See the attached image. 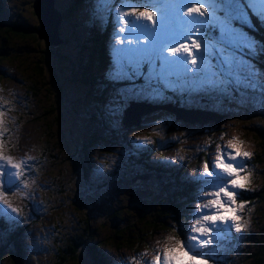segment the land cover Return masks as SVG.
I'll list each match as a JSON object with an SVG mask.
<instances>
[{
    "label": "rangeland",
    "instance_id": "1",
    "mask_svg": "<svg viewBox=\"0 0 264 264\" xmlns=\"http://www.w3.org/2000/svg\"><path fill=\"white\" fill-rule=\"evenodd\" d=\"M30 1L33 0H21L18 4L16 0H0V10H8L9 19L22 21L19 13H24L31 19L34 13ZM54 2V8H57L55 10L60 14V21L58 22V15L55 19L52 14H48L47 19L48 24L51 23L57 28V34L51 36L46 30L40 34L47 38L51 36L50 40L58 44L66 40L63 47L71 55L70 62L78 59L82 53V65L92 73L91 76L103 75L107 78L112 68V60H107L105 44L115 40L122 27L130 31L133 23H148L126 15L132 8L153 11L157 20L162 16L175 25L177 20L186 19L188 15H184L183 12L193 6L192 4H199L205 9V14L200 18L196 17L201 21L206 19L207 10L210 8L220 7L224 15L231 19L240 7L235 0H219L218 4L209 3V0H54ZM72 2L74 4L70 7ZM177 9L182 11L181 16ZM67 10L71 11L63 22L61 18ZM125 21L128 23H124ZM37 24L35 32L39 30V23ZM90 27L95 28L101 35L99 43L91 39L85 49H82L76 44V38L90 35L91 33H88ZM144 35L151 39V33ZM7 37V42L13 46L18 47L21 44L12 39V35L7 34ZM209 37L222 46L216 54L215 66L223 71L226 83L223 86H209L201 83L199 79L192 82L188 77H183L182 80L176 81V87L169 89L171 91L175 89L176 92L172 100L164 98L163 92L162 97L151 95L152 85L148 77L144 76L146 83L141 85L143 87L134 88V85H130L127 89L108 92L109 98L104 102L109 113L107 121L111 126H116L114 130L118 129V133L116 137L113 136V141L109 140L110 153L105 161H102L104 152L97 148L100 146L93 145L91 155H94L92 156L94 160L86 178H94L89 185L83 184L78 187L77 182L84 174L82 160L76 152L79 147L77 141L84 132L79 131L80 126L78 127L75 112L78 107L77 112L88 113L92 108L86 106L85 102L95 96L89 94L87 99L84 96L85 88L77 81L70 80L63 86L64 97L56 101L50 116L46 117L40 108L49 105V97L43 96L45 92L31 95L27 91L17 67L9 63L11 56L8 54L2 56L3 33L0 31V75L4 76L3 79L0 77V173H4L3 176L0 175V239L23 230L20 245L18 247L11 245L9 248L10 251H14V254H11L13 264H50L47 245L52 242V237L56 242V238L62 236L71 226L72 209H75L71 202L77 193V196H82L91 204L90 208H85L90 213L83 221L86 227L88 226L87 233L91 234L90 237H95L92 240L95 253L91 260L87 259L86 254L79 256V259L68 257L63 261L64 264H146L147 259L152 264L157 252L162 256L164 247L171 246L176 239L187 244L188 237L194 235V226L212 229L210 236L199 237L201 241L210 242L202 249L197 244V251L203 253L209 264H239L241 260H246V253L254 250L252 247L257 236L253 219L258 218L256 213L259 209L258 203L248 204L246 208L238 210L243 226V231L239 233L234 231L231 222L218 226L207 224L202 220V216L212 214V210L205 208L202 212H197L196 206L206 204L212 199L204 193L206 190L212 191L217 186L216 176H203L205 163H208L210 172L223 177V174L212 165L218 148L221 149L225 161L232 162L227 160L229 152L227 143L234 137L241 143L243 151L251 153L250 159H240L236 162L245 172L251 173L246 194L248 192L252 194L253 188L264 182V55L253 57L250 64L242 44L250 42L251 37L238 30L233 34L214 35L210 28ZM25 52L40 54L38 49H26ZM26 53L23 54L25 58ZM225 53L232 57L231 68L224 67L222 56ZM43 62L48 69L53 70L55 66L67 68L69 65L67 62L62 64L57 60ZM21 72L25 75L23 71ZM57 73L67 78L72 77L70 71ZM237 75L242 77L239 83L236 82ZM31 77L37 82V88L42 91L37 76ZM156 86L163 88V85ZM117 95L122 97L119 102ZM132 95L133 98H137L136 100H147L148 102L141 103H144L145 108L151 107V111L140 116L138 125L124 127L120 123V118L130 101L128 97ZM166 105L173 108L181 107L182 111L205 112L210 116L209 118L185 116L187 120L184 121L176 119L169 110L164 109ZM185 111L181 115H186ZM36 115L37 118L39 116L41 118L36 119ZM44 122H49V126L42 129L41 123ZM87 125L88 129L96 130L93 125ZM87 125L85 131L88 135ZM44 131H47V136ZM254 131L259 135L256 136ZM255 140L256 144L253 143ZM56 144L64 147L65 154L70 153L75 157L60 163L59 160L64 158L65 154L57 155L58 149L54 148ZM69 144L77 146L69 149ZM149 147L164 155L155 153L148 161L146 152L142 151L141 158L132 163L127 161V156L134 150H147ZM254 154L257 158L255 162ZM187 155L191 156L190 161L180 163ZM172 160L177 163L175 167L183 170L184 175L196 184L194 186L188 183V191H184V196L181 195L183 190L179 185L186 181L184 176L179 175L174 180L171 176L168 177V181L173 184L172 192H176L174 193L176 196L171 195L179 203L175 211H168L167 201L164 199L170 196H166L167 191L162 190L161 185L167 178L169 173L167 169L170 168ZM150 162L162 163L164 169L155 171ZM18 164L21 165L20 168H12ZM134 167L136 169L132 170ZM104 168L110 176L104 174ZM55 169L63 171V181L53 176L52 171ZM145 169H149L150 173ZM195 176H202L203 179H192ZM104 177L112 178L106 180L103 189L96 188ZM210 183L211 186H208ZM237 191L238 200H242L239 197V190ZM96 199L102 206L95 205ZM12 209L16 211L13 212ZM101 211L104 215L115 212L117 215L123 213L126 218L129 215L134 219L131 223L136 224H140L138 220L149 214L159 216L158 219L164 220L167 228L155 230L151 236L144 238V241H137L136 244L134 240L131 243L132 247L118 248L114 245L109 247L104 242L108 236L115 237V233L109 230L108 219L105 222L108 228L104 225L99 228L101 222H93L99 220L98 212ZM197 220H200L199 224L196 223ZM120 232H124L122 227ZM98 241L101 242L100 245H97ZM4 264L12 263L6 258Z\"/></svg>",
    "mask_w": 264,
    "mask_h": 264
},
{
    "label": "trees",
    "instance_id": "2",
    "mask_svg": "<svg viewBox=\"0 0 264 264\" xmlns=\"http://www.w3.org/2000/svg\"><path fill=\"white\" fill-rule=\"evenodd\" d=\"M15 1V0H14ZM18 4L21 2V0H16ZM23 1V0H22ZM54 1V0H53ZM73 1V0H72ZM15 3V2H14ZM30 1V5H31ZM55 3V2H54ZM74 2L71 3L70 7H72ZM56 7V6H55ZM30 8V7H29ZM0 9H1V4H0ZM31 9V8H30ZM71 10H67L65 15L61 18V21H65V17L67 14L70 13ZM8 10H0V31L3 33V40L1 43L2 49L4 53L2 56H11L10 58V64L15 65L21 74L22 78H20L24 84L26 85L27 91L32 95H38L40 92H45L43 96L49 97V105L48 106H43L40 108V111L42 114H44L46 117L50 116V113L52 112V108L56 104V101H59V98L64 97V90L63 86L64 84L70 80H75L79 84H81L84 88V96L88 99L89 94H93L95 97L93 99H88L89 101L85 102V105L88 106L92 109L88 113H82V112H75L77 119H78V127L79 131H83V136L77 141V145H79L77 149V153L82 160V172L84 174V177H87V171L90 169L92 166V161L94 160L91 155L93 153V145H98L100 147H97L98 150H101L104 152V155L102 156L103 159L102 161L107 160V155L110 153V149L108 146L110 145V141H113V136L116 137L118 133V129L114 130L116 126H111V124L108 123L107 118L109 117V113L106 111L105 104L104 102L109 98V93L112 92L115 89H121V88H126L130 85H134V88L143 87L145 82L144 78L143 79H135V80H120V81H112L111 79L104 77L103 75H100L98 77H92V73H89L87 71V68L82 65V53L81 56L76 59L75 61H71V55L67 49L63 47V43L57 44L55 46H50L47 45L43 39H40V37L37 35L35 32L37 24V18L34 13H32L33 18L27 17L24 13H19V17H21L22 21L14 20V19H9L8 18ZM31 20L33 22H31ZM10 22V24H8ZM36 27V28H35ZM88 33L90 35H87L86 37H77L76 38V44L82 48L85 49V46H87L88 42L91 41V39H95L97 42L100 39V34L95 28H89ZM7 34H10L13 36L12 39H16L20 45L13 46V44L8 43L7 41ZM107 37V36H106ZM99 43V42H98ZM26 49H38L37 54H28L26 53ZM90 50V49H89ZM46 51V52H45ZM36 52V51H34ZM27 54V58L23 57ZM22 54V56H21ZM24 54V55H23ZM92 56V53H90V58ZM44 60H47L51 62L52 60H57L58 62L64 64V63H69L68 67H58L55 66L54 69H48V67L44 64ZM93 61L92 59H90ZM71 63H75L76 65H72ZM25 73V75L22 74L21 71ZM66 72L70 71L72 77L67 78L64 77L61 73L57 72ZM56 74V75H55ZM31 76H37V80L39 82V87H41V90L37 88L36 84L37 82L34 79H31ZM1 79H3L4 76L0 75ZM59 79H62L60 82ZM163 94L165 95L164 98H171L174 100L176 95L175 89L171 90H166L164 91L163 88L161 89ZM97 94V95H95ZM159 95L162 97V95ZM134 95V94H133ZM128 97L129 100H136L137 98ZM76 96V94H75ZM118 102L121 101L122 97L117 95ZM138 97V96H137ZM139 98V97H138ZM127 99V98H126ZM162 99V98H161ZM146 101L147 100H142ZM162 101V100H160ZM76 102V99H75ZM117 102V103H118ZM73 107V105H71ZM83 109V108H82ZM39 115V113H36ZM38 118H41L40 116ZM37 115H36V119ZM91 124L94 126L96 129L95 131L93 129H88V125ZM87 125V130L89 134H86L85 131V126ZM49 126V122H44L43 124L41 123L42 129L47 128ZM47 132V131H46ZM44 131L45 136H47V133ZM256 133V136L259 134L257 131H254ZM256 144L255 142H253ZM74 144L71 146L69 144V149L75 148L77 146ZM107 145V147L105 146ZM54 148L58 149V154H65V149L64 147H60V144L54 145ZM67 150V149H66ZM68 151V150H67ZM144 151L147 154V160L149 161L150 158L155 154V153H160L159 151H156L152 147L148 148L147 150H134L133 153L127 156V161L131 162L136 161L140 157L141 152ZM164 155L163 153H160ZM56 155V160L57 156ZM135 155V156H134ZM200 155L203 156V153ZM255 155V154H254ZM75 156H72L70 153H66L64 158H62L60 163L63 161H69V159H73ZM121 157V156H120ZM123 158V157H122ZM53 159V158H52ZM191 156L187 155L185 158H183L180 163H185L186 161H190ZM54 160V159H53ZM101 160V159H100ZM257 161L256 155L254 156V162ZM56 164V162H55ZM151 166L156 170L159 169H164V165L159 162H150ZM166 164L169 166V163L166 162ZM177 165L175 160H172V164L170 165V168L167 169L169 171L167 178L165 179V182L162 183L161 189L164 191H167L166 197L164 201H167L166 208L167 210L175 211L177 209V206L179 203L175 198L171 195H175L172 192V183H170L168 180V177H172L173 180L176 177H179V175H183L186 181H183L182 184H179L181 189L183 190V193L181 195L185 196L184 191H188V183L189 179L184 175V171L180 170L179 168L175 167ZM57 166V165H56ZM136 167L132 168V170H135ZM146 172H149V169H145ZM104 174L109 175L106 169L104 168ZM53 176L57 179L59 178L60 181H63L64 174L63 171L55 169L52 171ZM110 176V175H109ZM155 176V175H154ZM83 177V178H84ZM81 179L78 180L77 186L79 187L80 185L86 184L89 185L94 177L86 178V179ZM112 178V177H111ZM111 178H106L104 177L100 181V185L96 186V188L101 187L103 189V186L106 183L107 179ZM116 178V177H115ZM113 178V179H115ZM163 180V178H162ZM191 184V183H190ZM62 190V189H61ZM78 194V193H77ZM77 194L73 197L72 199V205L73 208V216H71L70 220L72 222L71 226L66 230V232L61 236L59 235L58 238H56V242L54 238L52 237V242L47 245V248L49 250V259H50V264H64V260L68 257H77L79 259V256H83L86 254V257L88 260H91L93 257V254L95 253L94 248L92 247V240L95 238L94 236L90 237L91 234L88 232L87 233V228L84 219H86V215H89L90 212L87 211L85 208H90L91 204L87 202V199L83 198L82 196H77ZM176 196V195H175ZM104 197V196H103ZM239 197L247 201L248 204L250 205H256L258 203L259 209L256 211L257 217L253 219V224L254 228L257 229V236L254 238V246L252 247L254 250L250 253H246L245 261L241 260L239 264H264V182L253 188V193L251 194L248 192L246 194V191H239ZM95 205L97 206H102L101 202L99 205L98 199L95 200ZM262 206V207H261ZM160 211V210H157ZM161 212V211H160ZM100 218L98 221L93 220V222H101V225L99 228H101L103 225L108 228L110 227L109 230L114 231L115 237L108 236L106 238L104 244L111 246H116L118 248H123V247H132L131 243L135 241L134 244L137 243V241H144L146 237L151 236V234L155 230H165L167 226L164 224V220L158 219L159 216H152L148 215L147 217L143 219H139L138 223L132 222L134 219L131 218L129 215L126 218L123 213L118 214L115 212L113 214H107L104 215L103 212H98ZM161 214H164L161 212ZM170 214V213H167ZM113 220H112V219ZM108 219V226L105 224L106 220ZM1 223V222H0ZM120 227L124 229V232H120ZM22 231H15L13 234H10L7 238L5 239H0V244L3 243V245L0 246V264H4L6 258H9L12 262V255L14 254V251H10L9 248L11 245H14L18 247L20 245V237L22 235ZM134 235V236H133ZM145 238V239H144ZM101 242H97V245H100ZM107 245H103V247H107ZM4 246V247H3ZM3 251V253H2ZM5 257V258H4ZM209 259L213 260L212 257L207 256ZM86 260V259H85Z\"/></svg>",
    "mask_w": 264,
    "mask_h": 264
},
{
    "label": "snow or ice",
    "instance_id": "3",
    "mask_svg": "<svg viewBox=\"0 0 264 264\" xmlns=\"http://www.w3.org/2000/svg\"><path fill=\"white\" fill-rule=\"evenodd\" d=\"M218 2L219 0H209V3ZM237 3L240 6L239 11L231 19L224 15L220 7H216L207 10L206 19L203 21L196 17L200 18L205 14V9L199 4H192L188 9L190 15L183 21L177 20L175 25L162 16L157 20L153 11L132 8L126 15L148 23H133L130 31L123 27L119 29L115 39L116 46L112 49V68L108 77L120 81L143 79L147 76L152 85L150 94L156 96L162 94L161 88L156 85H163V90L166 91L176 87V81L183 77H188L192 82L199 79L201 83L209 86H223L226 83L223 71L215 66L216 54L222 46L209 37L210 28L214 35L233 34L238 30L251 37L250 42L242 44L250 64L253 57L264 55V42L257 41L246 31L255 27L254 20L255 23L264 25V0H237ZM177 10L181 16L182 11ZM144 33H151V39ZM222 60L225 68L232 67V57L227 53L222 56ZM241 79V76H236L237 83ZM227 149L228 161L251 158V153L243 151L241 143L235 137L228 141ZM217 153L212 167L228 179L210 172L206 162L203 176H216L217 186L210 192L205 191L204 194L212 199L206 204H197L196 211L211 209L212 214L202 216L204 222L212 226L231 222L234 231L239 233L243 231V226L238 210L246 208L248 202L238 200L237 190H249L251 173L245 172L236 163L226 162L221 149L218 148ZM20 167L18 164L12 168ZM0 175L3 176L4 173ZM192 179L202 180L203 177L195 176ZM196 223L199 224L200 220ZM211 231L207 227L194 226V235L188 237L187 244L176 239L171 246L164 247L162 256L157 252L152 264H209L203 253L197 251V244L201 249L204 248L210 241H201L199 237H208Z\"/></svg>",
    "mask_w": 264,
    "mask_h": 264
},
{
    "label": "water",
    "instance_id": "4",
    "mask_svg": "<svg viewBox=\"0 0 264 264\" xmlns=\"http://www.w3.org/2000/svg\"><path fill=\"white\" fill-rule=\"evenodd\" d=\"M31 7H32V10L35 13L36 18H37L38 23H39V30L36 33L38 34L40 39L46 38L49 43L45 39L43 41L47 45H50V46L57 45L58 43H56L54 40H50L51 36H53V34H55V35L57 34V28H55L51 23L48 24L49 22H48V19H47L48 14L49 15L52 14L53 18H55V19L57 18L56 15H58V17H59L58 18V22L60 21L59 20L60 19V14H59V12L57 10H55L57 8H54V1L53 0H33L32 3H31ZM40 30H42V31H40ZM44 30L48 31V33L51 35L49 38L43 37L40 34V32H43ZM134 105H136V108H135ZM143 105H144V103L130 100L128 102V104L126 105V107L122 111V115H121V118H120V123L122 125H124V127H130V126H133V125H138L140 116L141 115H145V114H147L148 112L151 111V107L145 108ZM171 108H173V107H171ZM175 108L183 110L181 107H175ZM164 109H167V108H165V106H164ZM167 110H169L176 117V119H182L180 117H177L176 114L173 111H171L170 109H167ZM137 113H139V114L137 115Z\"/></svg>",
    "mask_w": 264,
    "mask_h": 264
},
{
    "label": "bare ground",
    "instance_id": "5",
    "mask_svg": "<svg viewBox=\"0 0 264 264\" xmlns=\"http://www.w3.org/2000/svg\"><path fill=\"white\" fill-rule=\"evenodd\" d=\"M135 106V108H136V105H134ZM133 106V107H134ZM165 108H167V109H170L171 111H173L175 114H176V116L177 117H180V118H182L183 120H187V118L185 117V116H196V117H203V118H209V114L208 113H205V112H199V111H194V112H190V111H185V114L186 115H181V113L182 114H184V111H182V110H180V109H174V108H171L170 106H165ZM211 114V113H210ZM211 119H213V118H211ZM190 121V120H189ZM201 238V237H200ZM203 238V237H202ZM154 248V247H153ZM155 249V248H154ZM156 254V253H155ZM145 263L146 264H151V262H150V260H146L145 261Z\"/></svg>",
    "mask_w": 264,
    "mask_h": 264
},
{
    "label": "clouds",
    "instance_id": "6",
    "mask_svg": "<svg viewBox=\"0 0 264 264\" xmlns=\"http://www.w3.org/2000/svg\"><path fill=\"white\" fill-rule=\"evenodd\" d=\"M105 33H107V32H105ZM105 45L107 46V54H106L107 55V60L111 61L112 60V49H113V47L116 46L115 45V40H111V41L107 42ZM190 183L192 185H194V183H192V182H190Z\"/></svg>",
    "mask_w": 264,
    "mask_h": 264
}]
</instances>
